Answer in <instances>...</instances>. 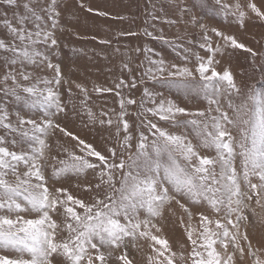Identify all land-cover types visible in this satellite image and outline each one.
<instances>
[{
  "label": "snow or ice",
  "instance_id": "1",
  "mask_svg": "<svg viewBox=\"0 0 264 264\" xmlns=\"http://www.w3.org/2000/svg\"><path fill=\"white\" fill-rule=\"evenodd\" d=\"M4 3L22 6L25 14L14 13L13 19L5 16L0 20L11 37L7 41L0 38V52L6 54L0 61L5 69L0 75V250L14 253L0 254V264H134L129 249L138 250L140 241L151 249L146 264H237V258L241 264L246 258L250 264H264V236L258 246L249 236L258 216L253 200L264 210V86L247 84V91H242L229 68L217 70L220 61L216 59L228 46L244 49L253 57L258 53L235 36L212 28L224 44L213 46L205 30L200 47L208 55L197 56L195 67L169 64L163 57L148 58L141 82L147 77L161 89L202 94L209 108L190 111L164 91L145 87L142 111L137 115L144 117L140 126L148 134L139 133L133 151V136L125 117L126 106L137 101L122 96L121 90L136 88L137 78L133 76L129 84L121 77L115 85L120 97L115 119L104 111L100 117L106 119L99 118L87 109L91 122L115 126L119 153L112 147L106 156L57 122V117L67 114L61 87L69 81L60 64L53 63L43 49L58 45V0ZM215 4L225 18L231 16L244 25L247 12L239 0L234 5L222 0H215ZM246 8L264 21V11L255 2L249 0ZM191 22L198 23L195 17ZM199 27L206 29L204 24ZM158 38L169 43L162 35ZM30 68H46L52 75ZM122 69L132 71L127 63ZM76 87L87 99L88 90L81 84ZM9 98L32 114L10 112ZM161 121L185 131H169L160 126ZM188 130L196 143L189 139ZM57 131L76 143L73 149L58 145L52 155L50 141ZM89 171L98 182L82 186L89 194L87 199L63 186V182L79 179ZM173 204L183 213L179 226L189 242L180 245L184 249L180 252L173 251L169 240L159 234L168 214L175 215ZM189 205L209 209L212 215L195 213L199 226L194 228ZM260 223H264V216Z\"/></svg>",
  "mask_w": 264,
  "mask_h": 264
},
{
  "label": "rangeland",
  "instance_id": "2",
  "mask_svg": "<svg viewBox=\"0 0 264 264\" xmlns=\"http://www.w3.org/2000/svg\"><path fill=\"white\" fill-rule=\"evenodd\" d=\"M236 2L237 0H222V3L230 5ZM248 2L249 0H239L247 12L245 23L241 26L233 17L225 18L218 11L219 6L215 4V0H58V10L61 12L56 29L58 45L55 48L43 49L53 63L60 64L64 78L69 81L61 87L62 98L67 104V114L57 117V122L107 156L109 148L117 147L115 126L109 127L106 124L102 126L98 122H91L87 109L90 108L99 118H105L100 117L101 111H104L115 119V113L120 111V97L116 95L115 85L121 77L130 84L133 76L137 78L136 88L121 90L122 96L125 98L130 96L137 101L136 105L126 106L128 115L125 117L129 121L133 136V151L139 133L143 131L145 135L148 134L146 129L140 126L144 117L137 115L142 111L140 101L145 87L153 91H164L165 95L176 104L190 111L207 110L209 104L202 94L161 89L158 84L147 77H144L141 82V73L147 66L148 58L163 57L169 64L175 63L180 66L186 64L188 67H195L197 56L206 57L208 55L207 51L200 47V44L204 43L205 30L211 37L213 46L217 43L224 44L221 38L211 32L212 28H217L226 35L235 36L240 43L258 53L256 57H253L244 49L224 47L222 52L216 56V59L220 61L217 70L222 71L224 68H229L237 85L244 92L247 91L244 87L247 84L256 83L257 87L264 86V80H262L264 76V67H262L264 66V21L246 8ZM252 2L264 11V0H252ZM89 8L92 9L91 12L88 11ZM14 13L25 14L22 6H8L4 0H0V20L5 16L13 19ZM100 13H106V15ZM192 17H195L198 23L193 24ZM13 23L16 21L13 20ZM200 24H204L206 29H201ZM31 26V21H29L28 27ZM147 32L152 35H147ZM161 35L169 43L160 40L158 37ZM0 38L6 41L11 39L3 24H0ZM138 48L139 52L136 51ZM145 48L152 51L146 53ZM5 55L0 52V61L4 60ZM124 63L129 65L131 72L122 69ZM4 70L0 66V75ZM29 70L41 75H52L51 70L46 68L43 71L31 68ZM76 84H81L88 90L87 99ZM96 87L111 88L113 91L97 92L94 90ZM68 88H71V94L68 93ZM236 102L239 103V99ZM221 104L227 110V104L223 99H221ZM212 108L214 109L215 105ZM8 110L12 113L20 112L21 115L32 114L22 103L13 102L10 98L8 99ZM148 118L154 119L151 116ZM180 118L186 119L187 117ZM12 119H15L14 115ZM159 124L161 127L169 128V131H185L183 128H170L162 121ZM0 134H3L2 130ZM234 134H236L235 130ZM188 135L193 143L197 142L190 130H188ZM50 142L53 144L52 155H55L58 145L73 149L76 143L59 131ZM117 152L119 153L118 147ZM202 154L214 155V153L203 152ZM97 182L95 174L89 171L79 179L73 178L63 182V186L68 187L74 195L87 199L89 194L82 190V186L86 183L95 184ZM253 182L258 183L257 180ZM252 203L253 207H256L258 216L255 227L249 229V236L253 245L258 246V241L264 236V223H260L264 210L256 206L254 200ZM189 207H192L194 213L192 220L194 228L199 226V217L195 213L205 211L206 214L212 215L209 209L191 205ZM172 208L175 215L168 214L166 222L161 225L162 231L159 234L169 240L173 251L180 252L184 250L180 245H188L189 242L184 229L179 226L178 218L183 213L175 204ZM241 230L243 231V222ZM139 244L141 247L138 250L129 249V255L134 257V264H146L147 256L152 254L151 249L145 241H140ZM0 254L14 255L10 250H0ZM237 264H241L238 258ZM243 264H250V261L246 258Z\"/></svg>",
  "mask_w": 264,
  "mask_h": 264
}]
</instances>
